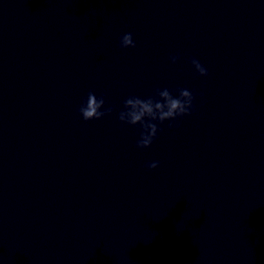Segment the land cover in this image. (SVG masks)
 <instances>
[{
	"label": "water",
	"instance_id": "1",
	"mask_svg": "<svg viewBox=\"0 0 264 264\" xmlns=\"http://www.w3.org/2000/svg\"><path fill=\"white\" fill-rule=\"evenodd\" d=\"M165 87L194 109L138 148ZM0 264H264V0H0Z\"/></svg>",
	"mask_w": 264,
	"mask_h": 264
},
{
	"label": "clouds",
	"instance_id": "2",
	"mask_svg": "<svg viewBox=\"0 0 264 264\" xmlns=\"http://www.w3.org/2000/svg\"><path fill=\"white\" fill-rule=\"evenodd\" d=\"M119 46L121 48L134 47L135 42L130 32L124 33L120 37ZM179 59V53L169 56L171 63L175 64ZM190 62L196 73L200 76L208 74L206 67L201 62L192 57ZM176 95H173L168 88L156 89L154 95L140 97L129 95L123 100V107L118 112L117 118L120 122L128 125H139V137L136 140L138 148L149 147L162 129L159 125L168 121V127H172L177 118L190 115L194 109V96L188 88H178ZM77 111L84 121L100 119L113 111L111 105L105 107V97L103 94L97 96L89 91L80 101ZM159 161L152 160L146 163V167L154 169Z\"/></svg>",
	"mask_w": 264,
	"mask_h": 264
}]
</instances>
